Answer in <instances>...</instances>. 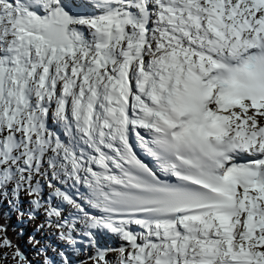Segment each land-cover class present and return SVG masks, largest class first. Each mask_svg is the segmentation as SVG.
I'll return each instance as SVG.
<instances>
[{
  "label": "snow or ice",
  "instance_id": "1",
  "mask_svg": "<svg viewBox=\"0 0 264 264\" xmlns=\"http://www.w3.org/2000/svg\"><path fill=\"white\" fill-rule=\"evenodd\" d=\"M10 262L264 264V0H0Z\"/></svg>",
  "mask_w": 264,
  "mask_h": 264
},
{
  "label": "trees",
  "instance_id": "2",
  "mask_svg": "<svg viewBox=\"0 0 264 264\" xmlns=\"http://www.w3.org/2000/svg\"><path fill=\"white\" fill-rule=\"evenodd\" d=\"M9 223L11 224V227L9 229V234L13 235L15 238H18L20 243L24 246V248L29 252V255L35 260V255L33 254L32 250H29L26 246H25V242H24V237L27 233V224L23 223L21 224L19 219L17 218V216L15 214L12 215L11 220L9 221ZM23 233L22 236H17L16 234L18 233ZM32 235L31 233L27 235V239L29 240V236Z\"/></svg>",
  "mask_w": 264,
  "mask_h": 264
},
{
  "label": "rangeland",
  "instance_id": "3",
  "mask_svg": "<svg viewBox=\"0 0 264 264\" xmlns=\"http://www.w3.org/2000/svg\"><path fill=\"white\" fill-rule=\"evenodd\" d=\"M46 191H49L47 188H46ZM41 219H42V217H41ZM26 222H28L27 221V219L25 218V223ZM39 220H35V221H31V222H29L30 224H29V226H28V228H27V232H30V233H34L35 235H36V237H37V239H42L43 238V236H44V234L43 233H38L37 231H36V227H37V225L39 224ZM29 233H27L26 235H25V237H24V242H25V246L29 249V250H32V245H31V243H30V241L27 239V235H28ZM113 243H118L117 241H115V242H113ZM36 259V258H35ZM10 264H11V262H10Z\"/></svg>",
  "mask_w": 264,
  "mask_h": 264
}]
</instances>
